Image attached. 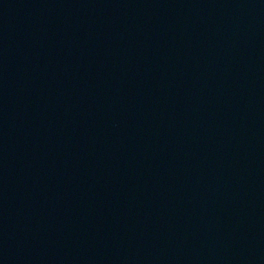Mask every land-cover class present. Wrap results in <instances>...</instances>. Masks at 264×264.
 Returning a JSON list of instances; mask_svg holds the SVG:
<instances>
[{"label":"water","instance_id":"obj_1","mask_svg":"<svg viewBox=\"0 0 264 264\" xmlns=\"http://www.w3.org/2000/svg\"><path fill=\"white\" fill-rule=\"evenodd\" d=\"M0 264H264V0H34Z\"/></svg>","mask_w":264,"mask_h":264}]
</instances>
